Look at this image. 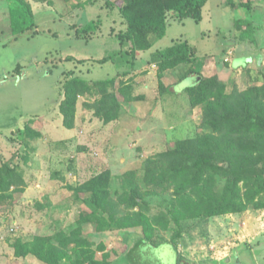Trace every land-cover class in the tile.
Instances as JSON below:
<instances>
[{
    "label": "rangeland",
    "instance_id": "obj_1",
    "mask_svg": "<svg viewBox=\"0 0 264 264\" xmlns=\"http://www.w3.org/2000/svg\"><path fill=\"white\" fill-rule=\"evenodd\" d=\"M28 1L37 27L13 36L7 1L0 0V167L20 162L13 186L0 193V264H49L33 253L16 257L13 243L33 245L37 236L46 255L55 252L52 264H264L262 253L256 258L245 246L263 245L264 195L259 207L206 216L191 213L174 187L155 191L145 181L152 159L161 173L168 166L161 153L209 131L202 125L205 104H194L187 91L202 79L187 75L190 68L217 75L229 92L264 86V0H252L257 5L251 10L208 0L200 22L168 11L167 34L153 37V47L139 52L128 75L130 43L119 37L127 29L122 0H88L84 6L86 0ZM239 19L253 24L243 43L236 37ZM93 20L100 21L96 36H78ZM177 39L188 40L195 59L166 70L161 79L151 53ZM247 53L262 58L255 56L247 66L241 62ZM230 56L243 69H232ZM216 66L223 72L215 73ZM71 76L93 82L116 78L109 90L118 94V118L105 123L94 114L101 94H86L78 97L74 127L67 128L60 104ZM28 123L42 135L21 141ZM106 170L107 209H97L85 183ZM207 179L205 191L220 196L224 177L208 172ZM82 239L86 244L78 243ZM240 245L245 262L234 253ZM228 256L231 262L223 260Z\"/></svg>",
    "mask_w": 264,
    "mask_h": 264
},
{
    "label": "trees",
    "instance_id": "obj_2",
    "mask_svg": "<svg viewBox=\"0 0 264 264\" xmlns=\"http://www.w3.org/2000/svg\"><path fill=\"white\" fill-rule=\"evenodd\" d=\"M4 1L8 4L5 7L9 9L10 31L13 36L37 27L32 5L28 0ZM207 2L208 0H122L119 7L127 29L120 33L119 37L121 41L130 43L132 55L130 70L125 71L124 75L132 72L140 51L153 47V37L161 39L167 34L168 11L178 12L179 20L192 17L200 22ZM226 2L234 8L245 7L249 10L253 8L252 0ZM89 3L90 1L86 0L81 5ZM99 25L100 21L93 20L78 29L77 35L93 38ZM251 28L253 24L246 19L237 20L236 29L239 36L236 37L239 42L248 40L250 33L247 32ZM106 59L103 58L102 61ZM194 59L188 40L177 39L169 47L152 52L150 62L159 66V77L162 79L166 70L193 62ZM194 73L200 75L202 79L197 85L188 87L187 91L191 94L194 104H205L202 125L209 131L196 138L179 142L176 147L161 153L158 157L168 162V166L161 169V173H158L159 167L152 159L147 164L145 181L150 186L154 185L155 191L174 187L175 195L183 199L180 200L182 204L195 214L203 212L206 216H215L242 212L251 205L259 207L258 197L264 195V86H251L244 91L229 92L225 82L220 81L217 75L203 76L200 70L194 68H190L187 75ZM116 81V78L94 82L79 76L67 78L63 83L64 98L60 104L64 125L67 128L74 127L78 97L86 94H101V97L96 99V103L100 105L96 104L94 114L102 117L105 123L118 118L121 108L118 94L109 90ZM120 83L124 84L123 81ZM120 93L126 95L127 92L122 89ZM109 98H113L114 101L109 103ZM20 135L21 141L28 142L40 138L42 133L28 123ZM14 164L7 161L0 167V193L11 188L17 179V166L20 162ZM208 172L218 173L224 177L222 181L224 190L220 196L205 191L206 183L209 181ZM110 178V171L106 170L85 183L92 192L91 202L97 209H107ZM186 195H189L187 199ZM134 201L138 204V197L134 198ZM134 235L148 241L138 232ZM64 240L67 242L70 238L66 237ZM78 243L86 244V240H79ZM13 244L16 257H25L28 253H33L40 259L46 261L49 259V264H52L53 258L50 259L49 256L55 252L50 250V254H45L42 237L37 236L33 245L32 242H22L20 239ZM152 245L155 248L159 247L153 243ZM246 246L249 247V244ZM46 257L48 258L45 259Z\"/></svg>",
    "mask_w": 264,
    "mask_h": 264
},
{
    "label": "crops",
    "instance_id": "obj_3",
    "mask_svg": "<svg viewBox=\"0 0 264 264\" xmlns=\"http://www.w3.org/2000/svg\"><path fill=\"white\" fill-rule=\"evenodd\" d=\"M256 5L257 4H253V8H255L256 7ZM252 8V9H253ZM224 46H226V45H224ZM229 46V45H228ZM233 47V51H232V56H234L235 55V53H236V51H235V48H234V46H233V44H232V46H231V48ZM263 52V51H262ZM261 52V53H262ZM261 53H258L257 55H255L256 56V58L258 59V60H260L261 58H262V54ZM232 56H230L231 57V67H232V69H234V68H238V69H243V67L240 65V64H238L237 65V61L235 62H233V60H234V57H232ZM246 57H245V59L246 60H241V62H245L246 64H247V66L252 62V60H254V55L252 54V53H247V55H245ZM230 59V58H229ZM228 61V60H227ZM238 63H240V62H238ZM215 64H217V63H215ZM234 64V65H233ZM236 65V67H234ZM205 68V67H204ZM215 73H222L223 72V70H222V72H221V69H220V71H219V69H218V67L216 66L215 67ZM264 239V232L262 233V235H261V239ZM250 243V242H249ZM261 244H263L262 246H260L259 248H258V250H256L255 249V247H252V244L250 243L249 244V248H251L252 249V251L255 253V257L257 258V255H256V252L259 254V253H262V255L261 256H263L264 257V242H262ZM246 246V245H245ZM244 245L242 246V245H240V246H238L237 248H235L234 250V253H236L238 256L241 254V256H242V258L241 259H239V260H241V262H245L244 260H243V257H244ZM246 247H248V246H246ZM246 252V251H245ZM236 255V256H237ZM29 257V256H28ZM27 257V258H28ZM23 259H25V258H23ZM228 259V260H227ZM223 260L225 261V260H227L228 262H231V259H230V257L228 256V257H226V258H223ZM23 262H27L26 260H23Z\"/></svg>",
    "mask_w": 264,
    "mask_h": 264
}]
</instances>
